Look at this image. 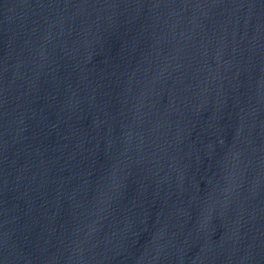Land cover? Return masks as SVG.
Segmentation results:
<instances>
[{
    "label": "water",
    "instance_id": "obj_1",
    "mask_svg": "<svg viewBox=\"0 0 264 264\" xmlns=\"http://www.w3.org/2000/svg\"><path fill=\"white\" fill-rule=\"evenodd\" d=\"M0 264H264V0H0Z\"/></svg>",
    "mask_w": 264,
    "mask_h": 264
}]
</instances>
